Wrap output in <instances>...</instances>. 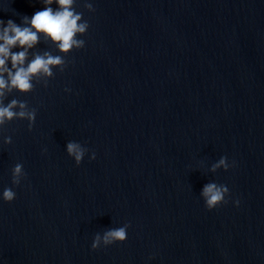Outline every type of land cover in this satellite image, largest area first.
Instances as JSON below:
<instances>
[{
    "label": "water",
    "instance_id": "water-1",
    "mask_svg": "<svg viewBox=\"0 0 264 264\" xmlns=\"http://www.w3.org/2000/svg\"><path fill=\"white\" fill-rule=\"evenodd\" d=\"M42 7L0 0V19L20 24ZM74 7L89 24L84 48L65 55L51 78L34 80L31 92L3 97L37 115L32 131L26 119L0 127V192L13 187L16 163L26 174L15 200L0 202V258L264 264V0ZM44 53L60 55L41 37L29 59ZM69 141L86 149L79 166ZM221 156L232 167L211 171ZM210 182L226 185L239 207L208 211L200 194ZM126 223L124 244L91 250L95 235Z\"/></svg>",
    "mask_w": 264,
    "mask_h": 264
},
{
    "label": "clouds",
    "instance_id": "clouds-1",
    "mask_svg": "<svg viewBox=\"0 0 264 264\" xmlns=\"http://www.w3.org/2000/svg\"><path fill=\"white\" fill-rule=\"evenodd\" d=\"M42 9L33 13L31 17L24 15L21 23L17 24L12 19L7 21L0 19V127L5 122L14 119H26L28 130L32 131L35 124L37 112L26 111V105L22 102L12 100L7 105L3 104L6 92L17 91L27 94L32 91L34 80L40 77L51 78L53 68H61L65 61L64 56L74 49L81 50L85 41L81 37L87 34L89 24L83 20V14L75 10L76 0H39ZM55 5V7H53ZM86 7L94 11L92 3ZM43 37L46 41L53 43L60 55L53 56L49 53L36 54L29 59V50L33 49ZM16 49V50H14ZM69 92L70 89H65ZM19 108V111L15 109ZM4 146L12 144L11 137L5 136L2 141ZM47 149H42V154ZM66 152L76 166H79L85 158L86 149L78 142L69 141L66 144ZM90 161L96 159V153L90 152ZM230 165L226 156H221L218 163L212 166L211 171L223 170L228 172ZM26 179V174L21 163H16L11 170L12 188L5 187L0 192V202L10 204L16 198L13 190L19 187ZM200 198L208 211L227 205L230 201L235 207H239V199L231 200L229 188L224 184L210 182L204 185ZM129 224L114 227L104 232L101 236L95 235L91 250L107 248L115 244H124L127 240ZM152 257H149L151 260ZM0 264L5 261L0 258Z\"/></svg>",
    "mask_w": 264,
    "mask_h": 264
}]
</instances>
